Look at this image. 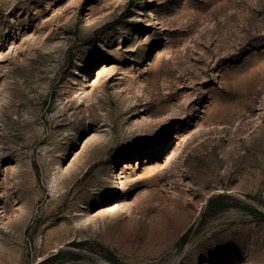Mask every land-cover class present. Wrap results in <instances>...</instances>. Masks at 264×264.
Instances as JSON below:
<instances>
[{
	"label": "rangeland",
	"instance_id": "1",
	"mask_svg": "<svg viewBox=\"0 0 264 264\" xmlns=\"http://www.w3.org/2000/svg\"><path fill=\"white\" fill-rule=\"evenodd\" d=\"M0 264H264V0H0Z\"/></svg>",
	"mask_w": 264,
	"mask_h": 264
},
{
	"label": "bare ground",
	"instance_id": "2",
	"mask_svg": "<svg viewBox=\"0 0 264 264\" xmlns=\"http://www.w3.org/2000/svg\"><path fill=\"white\" fill-rule=\"evenodd\" d=\"M90 14H91V13H90ZM125 168H127V166H126V167H124V169H125Z\"/></svg>",
	"mask_w": 264,
	"mask_h": 264
}]
</instances>
